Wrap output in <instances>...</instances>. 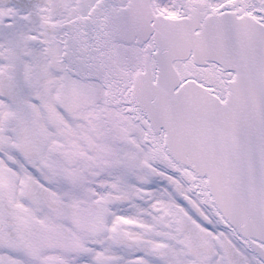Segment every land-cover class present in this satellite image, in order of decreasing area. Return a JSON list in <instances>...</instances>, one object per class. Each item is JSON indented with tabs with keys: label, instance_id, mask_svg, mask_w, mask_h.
Returning a JSON list of instances; mask_svg holds the SVG:
<instances>
[{
	"label": "snow or ice",
	"instance_id": "1",
	"mask_svg": "<svg viewBox=\"0 0 264 264\" xmlns=\"http://www.w3.org/2000/svg\"><path fill=\"white\" fill-rule=\"evenodd\" d=\"M0 264H264V0H0Z\"/></svg>",
	"mask_w": 264,
	"mask_h": 264
}]
</instances>
